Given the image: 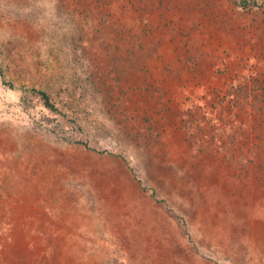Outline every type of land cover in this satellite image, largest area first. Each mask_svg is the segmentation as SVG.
Listing matches in <instances>:
<instances>
[{"label": "rangeland", "instance_id": "obj_1", "mask_svg": "<svg viewBox=\"0 0 264 264\" xmlns=\"http://www.w3.org/2000/svg\"><path fill=\"white\" fill-rule=\"evenodd\" d=\"M243 1L0 0V264H264Z\"/></svg>", "mask_w": 264, "mask_h": 264}, {"label": "trees", "instance_id": "obj_2", "mask_svg": "<svg viewBox=\"0 0 264 264\" xmlns=\"http://www.w3.org/2000/svg\"><path fill=\"white\" fill-rule=\"evenodd\" d=\"M243 2L245 3L246 1L244 0ZM41 93H42V95H43L44 98H45V103H46L47 105H50L49 97H48V95L46 94V92H45V91H41Z\"/></svg>", "mask_w": 264, "mask_h": 264}]
</instances>
